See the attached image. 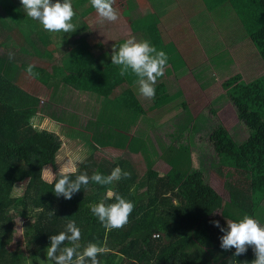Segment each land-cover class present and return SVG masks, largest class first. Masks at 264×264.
Here are the masks:
<instances>
[{
  "label": "trees",
  "instance_id": "1",
  "mask_svg": "<svg viewBox=\"0 0 264 264\" xmlns=\"http://www.w3.org/2000/svg\"><path fill=\"white\" fill-rule=\"evenodd\" d=\"M245 1L255 25L246 35L264 62V0ZM20 70L26 71L25 65L17 66L0 57V264L25 263L22 256L8 249L15 239L16 216L29 222L25 247L29 264H38L37 257L47 251L50 236L63 231L69 220L80 228L82 246L93 242L109 249L98 256L101 264H251L255 258L252 248L239 256L234 255V248L224 251L219 240L223 233L211 223L218 220L226 227L224 218L238 220L225 212L228 205L240 218L248 214L264 224V163L250 138L238 143L222 124L208 133V143L220 157L216 165L237 175L228 182L227 202L212 186L206 171L191 158L185 164L167 160L169 170L162 174L154 161L149 160L142 172L125 158L97 157L94 150L83 158L76 174L108 175L118 166L130 176L105 186L90 180L66 200L57 197L54 184L41 177L44 166L56 170L62 139L36 127L34 122L45 100L29 91L25 80H17ZM227 96L247 134L262 128L264 74L247 83L237 78L228 86ZM17 187H22L19 196L14 195ZM109 189L134 203L128 223L111 231L89 207L100 202ZM216 210L221 211L222 218H213Z\"/></svg>",
  "mask_w": 264,
  "mask_h": 264
},
{
  "label": "crops",
  "instance_id": "2",
  "mask_svg": "<svg viewBox=\"0 0 264 264\" xmlns=\"http://www.w3.org/2000/svg\"><path fill=\"white\" fill-rule=\"evenodd\" d=\"M71 2L76 31L53 33L27 17L20 0H0V57L9 58L10 52H17V66L27 69L35 65L36 75L20 70L17 80H25L27 89L38 93L51 113L44 114L49 126L39 128L36 124L37 128L58 134L63 146L65 141H86L85 146L109 160L132 161L147 159L144 156L149 151L145 147L129 150L127 141L158 140L155 131L166 124L165 132L182 128L208 131L213 115L224 127L228 126L225 116L241 124L227 96L228 86L239 73L231 59L232 51L211 28L205 0H116L113 7L118 19L102 24L97 22L90 0ZM191 3H195L194 10L189 9ZM22 21L28 30V42H23L20 35L18 24ZM34 24L40 30L34 31ZM129 35L150 41L169 57L164 76L157 79L154 99L139 94L133 74L120 76L119 66L111 64L112 48H118ZM210 47H214L212 52L207 49ZM252 62L264 74V65L257 59ZM209 68L216 72L208 76L204 70ZM162 97L169 100L166 107L170 108L159 110L156 102ZM220 99L221 108L212 111L211 103ZM146 107L148 113L157 115L156 119L148 120ZM171 132L162 137H171ZM207 136L198 132L195 137H205L203 141L210 146ZM162 137L160 140H165ZM159 144L163 146L157 142L152 150L157 159L165 160L161 155L168 149ZM200 156L193 160L198 166ZM58 157L59 153L56 160Z\"/></svg>",
  "mask_w": 264,
  "mask_h": 264
},
{
  "label": "clouds",
  "instance_id": "3",
  "mask_svg": "<svg viewBox=\"0 0 264 264\" xmlns=\"http://www.w3.org/2000/svg\"><path fill=\"white\" fill-rule=\"evenodd\" d=\"M27 17L38 21L43 29L48 32L72 33L77 27L72 23L76 15L71 0H20ZM116 0H90L91 7L95 9L97 22H115L118 12L113 5ZM14 54L9 53V59ZM168 55L163 50H158L148 40H137L133 35L119 45L113 47L111 64L119 66V75L125 76L129 72L136 77L138 92L146 99H154L157 79L164 76L168 67ZM35 65H28L26 72L34 76ZM80 156L67 159L57 173L49 169L47 182L54 184L53 192L57 197L66 200L72 199L74 193L80 191L82 186H87L93 181L101 186L111 185L121 177H129L130 173L122 171L118 166L110 174L104 175L96 172L91 177L87 173L76 174L78 164L83 163ZM75 176L74 179L71 177ZM105 201H114L105 203ZM94 216L98 218L108 231L124 227L134 209V203L127 200L119 193L109 189L102 200L89 205ZM51 214L54 215L53 212ZM20 223V221H19ZM211 223L223 233L219 237L220 248L224 251L235 249L234 255H243L251 247L255 258L251 264H264V224L253 216L244 214L237 221L227 220L226 227H222L218 220ZM50 245L47 247L46 259L54 264H101L98 256L107 254L109 249L97 243L88 242L82 246L81 231L74 220H69L65 229L56 235L50 236ZM67 245L61 247V245Z\"/></svg>",
  "mask_w": 264,
  "mask_h": 264
},
{
  "label": "rangeland",
  "instance_id": "4",
  "mask_svg": "<svg viewBox=\"0 0 264 264\" xmlns=\"http://www.w3.org/2000/svg\"><path fill=\"white\" fill-rule=\"evenodd\" d=\"M202 1V0H201ZM207 7H209L210 10H208L211 13L212 17V29L217 30V33L219 37H222L224 39V43L227 44L228 48L231 53V59L234 60L236 63V72L239 73V75H236L235 81L240 79L241 81L247 83L254 80V78L262 75V69H258L256 67V63H253V59H257L262 65H264V62L261 60L256 48L246 35V30L255 28V25L253 23L254 17L247 11L246 8V1L245 0H205ZM189 9L191 7H195V3H191L188 5ZM206 9V8H205ZM193 22L197 24V20L194 19ZM18 28L20 31V35L23 38V42H28L27 33L28 30L25 26V24L20 23L18 24ZM246 28V29H245ZM40 30V26L37 24H34V31ZM20 44L21 42L18 41ZM21 46H24L21 44ZM73 48L74 46H70ZM209 52H212L214 50V47L207 48ZM27 51H22V54H25ZM18 57V53L16 52L13 56L12 62L16 63ZM211 61H216L210 56ZM208 63V62H206ZM248 69V70H247ZM205 73L210 76L214 72H216L215 69L209 68L208 70H204ZM88 74V73H87ZM195 74L197 75V69H195ZM248 74V75H247ZM86 75V74H85ZM247 75V76H246ZM246 76V77H245ZM242 77V79H241ZM233 83V81H231ZM220 99L219 101H215L214 103H211L210 109L212 111H216L217 109L221 108V104L223 100ZM76 100H73V103H75ZM169 100L167 98L162 97V99H157V104H160L159 110H164L170 107H166ZM147 108V118L148 120L156 119V114H150L149 107ZM72 109H76L75 105L72 106ZM76 112V111H75ZM44 114L48 115L51 114L50 110L48 109V105L45 102H41L39 110H38V118L35 120V124L39 128H47L49 126L48 121L44 118ZM215 116H212V121L209 123L211 126V129L208 131H202L200 130H193L188 128H182L181 130H174V131H166V125L163 127V129H159L158 131H155V138L158 140H150L147 138V140H136V141H127L129 150H132L133 148L136 149L138 147H145L149 152L144 156L147 159H151V161H154V166L156 169H158L162 174H165L169 170V163L167 160H169L171 163H186V161L191 158L192 163L196 161L198 156L201 154L200 158L201 160L198 162L199 166L206 171L208 174V178L212 186L218 190L221 197L223 198V202H227L228 200V182L230 180H233L236 178L235 175L232 174L231 171H229V168H223L216 165L217 157L220 158L213 150V147L210 145L208 146L206 144V141H203L204 138L195 137L196 134L199 132V136H202V133H209L213 127L217 125ZM228 120V129L232 135V138L238 142L241 143L245 141L246 139L251 140V142L254 145V148L256 149L257 153L261 156L262 161L264 163V125L260 130L255 132L253 135L247 134L245 127L243 124H235L236 120L230 117L225 116ZM151 126V124H148ZM172 133L173 135L171 137H164L168 133ZM166 133V134H165ZM162 134L164 136L162 137ZM160 137L165 138V140H160ZM162 141V142H161ZM157 142L163 143V146L167 148V152L161 156V158L165 160H159L157 159V156L155 155L154 151L152 150V145H155ZM86 141H65L64 146L62 145V148L59 152L60 157L55 161L56 170L53 169L50 165L42 167L41 170V177L47 180V176L49 174V169L53 173L58 172L63 164L64 161H66L68 158H74L75 156H80L84 158L87 153L90 151L89 146H85ZM102 146V144L100 145ZM206 149V150H205ZM98 152V150H97ZM95 153V152H94ZM204 153V155H202ZM95 155L98 157L100 154L95 153ZM160 158V156H159ZM132 160V164L136 165L137 168H140V170L143 172L146 170V168L149 165L148 160ZM194 160V162H193ZM80 164V163H79ZM78 164V166H79ZM262 183L264 184V177L262 179ZM22 187L16 188L14 195L19 196L22 193ZM264 206V202H263ZM225 212H227L230 216L235 217L236 219H240V216L238 213L231 211L230 207L228 208V205H225L224 207ZM228 208V209H227ZM221 211L216 210L212 216L213 218L220 219ZM224 222L226 224L227 220H233V219H225ZM20 221V223H19ZM235 221V220H234ZM16 226H15V239L11 246L8 247L9 250H11L15 255L22 256L24 259V264H29V261L27 258H25V247L28 239V230L27 225L29 222L27 220H23L20 216H16ZM150 239L152 237L150 236ZM46 252L42 251L39 253V256L37 257L38 264H51L49 260L46 259Z\"/></svg>",
  "mask_w": 264,
  "mask_h": 264
}]
</instances>
